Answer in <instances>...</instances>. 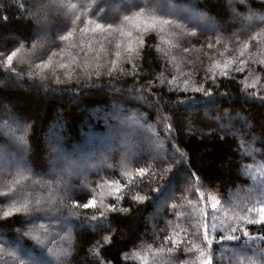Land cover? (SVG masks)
<instances>
[{"label": "trees", "instance_id": "trees-1", "mask_svg": "<svg viewBox=\"0 0 264 264\" xmlns=\"http://www.w3.org/2000/svg\"><path fill=\"white\" fill-rule=\"evenodd\" d=\"M166 2L0 0V264H264V0Z\"/></svg>", "mask_w": 264, "mask_h": 264}, {"label": "rangeland", "instance_id": "rangeland-1", "mask_svg": "<svg viewBox=\"0 0 264 264\" xmlns=\"http://www.w3.org/2000/svg\"><path fill=\"white\" fill-rule=\"evenodd\" d=\"M150 2H151V4L154 6V7H156V6H160V7H162V6H167V7H170L168 4H167V0H149ZM176 12H178V14L179 15H183V16H185L187 19H189V20H192V19H198V21L200 20L201 22H202V27L203 28H205V24L207 23V21H206V19L204 18V17H202V16H200L199 14H198V12L197 11H195L192 7L191 8H188L187 6H182V7H179L177 10H176ZM8 127H10V126H8ZM10 129V128H9ZM21 141V140H20ZM128 144V143H127ZM13 160H16L15 158H13ZM255 166V165H254ZM85 168H89V169H92V167L91 166H89V163H87V165L85 166ZM250 171V170H249ZM257 177H261V175H257ZM256 179V177H254L253 178V180H255ZM243 193H245V194H251V193H253V191L252 190H248V191H236L235 192V195H233L232 196V201H230L229 202V204L231 205V207L232 206H242V205H246V204H243L242 202H241V200H240V197H241V195L240 194H243ZM252 210L253 209H247L246 211H245V215H246V213L248 214V213H250V212H252ZM216 221H218V220H211V223H210V228H209V233H210V240H213V235L215 234V227H214V225H213V223L212 222H216ZM56 227H58V229H63V228H68L69 227V224H65V223H63L62 221H60V223H58L57 225H56ZM50 232V235L51 236H57L58 234H55L56 233V230H52V231H49ZM51 242H53V241H51L50 240V243ZM54 243V242H53ZM53 243H51V244H53ZM49 245V244H48ZM52 247V246H51ZM15 251V250H14ZM225 251H230V248H225ZM54 250L52 251V250H50L49 251V255L54 259V261H55V263H58V260H56V258H55V256H54ZM14 253V252H13ZM236 256H238V257H236L237 258V261H238V264H252V262H250V261H246L244 258H240L239 256H240V254H238L237 253V255ZM34 264H36V262H33ZM4 264H6V263H4ZM8 264V263H7Z\"/></svg>", "mask_w": 264, "mask_h": 264}, {"label": "snow or ice", "instance_id": "snow-or-ice-1", "mask_svg": "<svg viewBox=\"0 0 264 264\" xmlns=\"http://www.w3.org/2000/svg\"><path fill=\"white\" fill-rule=\"evenodd\" d=\"M96 27L97 28H100L101 25L97 24ZM69 35H71V33H69ZM15 55H16V52H12L10 55L7 56V61H8L9 64L12 63L13 57ZM117 55H119V53H117ZM198 91H203V89H198ZM95 203H96V201L95 200H92V201H89V203L84 204L83 207L85 209L90 208V207H94L95 206ZM6 215H8V213H6ZM261 221H264V208L261 209ZM205 227H207V225H205ZM231 238L232 239H235V237H231ZM204 239L207 240V233H205ZM209 243H210V241H209ZM204 264H209V261H207V260L204 261Z\"/></svg>", "mask_w": 264, "mask_h": 264}]
</instances>
